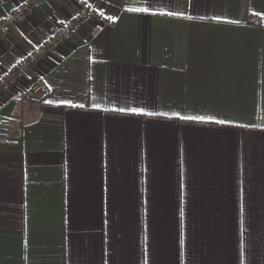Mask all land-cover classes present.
I'll return each instance as SVG.
<instances>
[{
	"label": "crops",
	"instance_id": "0c3cea01",
	"mask_svg": "<svg viewBox=\"0 0 264 264\" xmlns=\"http://www.w3.org/2000/svg\"><path fill=\"white\" fill-rule=\"evenodd\" d=\"M83 4L0 94V264H264V0H42L0 78Z\"/></svg>",
	"mask_w": 264,
	"mask_h": 264
},
{
	"label": "built area",
	"instance_id": "2783aa9c",
	"mask_svg": "<svg viewBox=\"0 0 264 264\" xmlns=\"http://www.w3.org/2000/svg\"><path fill=\"white\" fill-rule=\"evenodd\" d=\"M42 0H25L13 7L9 13L0 18V37L10 30L15 23L23 22L31 14ZM93 16L102 22L107 20L97 11L93 10L88 4H83L81 12L72 20L59 25L52 35L28 56L21 59L16 65L8 69L0 78V94L9 83L21 77L30 66L38 61L39 57L55 48V46L66 40L71 33L76 30L80 22L86 17ZM50 93L49 85L42 79L33 83L29 89L18 96V102L23 108H33L43 103ZM12 136V120L4 115H0V139L9 140Z\"/></svg>",
	"mask_w": 264,
	"mask_h": 264
},
{
	"label": "snow or ice",
	"instance_id": "6c2138e0",
	"mask_svg": "<svg viewBox=\"0 0 264 264\" xmlns=\"http://www.w3.org/2000/svg\"><path fill=\"white\" fill-rule=\"evenodd\" d=\"M129 10L130 11H137V12H147L148 11L147 8H136V9H129ZM71 106L72 107H77V105H71ZM78 107H83V105H79ZM94 107H96V106H94ZM131 111L138 112L139 110L138 109H132ZM162 115H166V114H162ZM180 119L203 121L206 118L205 117H202V116H196V117L186 116V117H180ZM215 123L224 124V123H226V121H224V120H217V121H215Z\"/></svg>",
	"mask_w": 264,
	"mask_h": 264
},
{
	"label": "rangeland",
	"instance_id": "374dc122",
	"mask_svg": "<svg viewBox=\"0 0 264 264\" xmlns=\"http://www.w3.org/2000/svg\"><path fill=\"white\" fill-rule=\"evenodd\" d=\"M30 15V14H29Z\"/></svg>",
	"mask_w": 264,
	"mask_h": 264
}]
</instances>
